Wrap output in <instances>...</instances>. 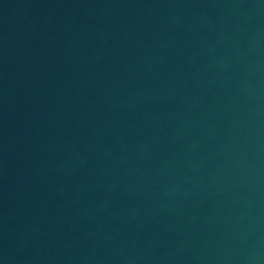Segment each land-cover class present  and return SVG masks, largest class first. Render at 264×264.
<instances>
[{"label":"water","instance_id":"95a60500","mask_svg":"<svg viewBox=\"0 0 264 264\" xmlns=\"http://www.w3.org/2000/svg\"><path fill=\"white\" fill-rule=\"evenodd\" d=\"M0 264H264V0H0Z\"/></svg>","mask_w":264,"mask_h":264}]
</instances>
